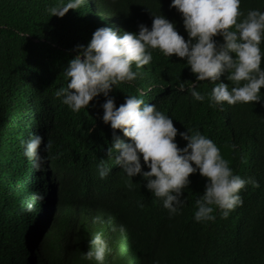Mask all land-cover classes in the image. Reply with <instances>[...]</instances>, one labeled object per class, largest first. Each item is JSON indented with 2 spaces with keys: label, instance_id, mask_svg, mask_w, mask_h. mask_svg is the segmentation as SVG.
<instances>
[{
  "label": "trees",
  "instance_id": "16d2710c",
  "mask_svg": "<svg viewBox=\"0 0 264 264\" xmlns=\"http://www.w3.org/2000/svg\"><path fill=\"white\" fill-rule=\"evenodd\" d=\"M66 2L0 0V208L19 206L29 191L48 195L50 178L59 186L49 224L26 222L10 209L0 212V223L8 221L6 228L14 231L19 227L21 235L33 230L40 236L43 264H96L82 256L97 232L112 249L105 264H264V87L260 101L223 102L221 108L209 105L208 95L217 82L206 79L194 85L205 96L196 101L188 91L194 75L185 61L174 54L165 57L158 49L151 50L149 64L131 66L137 72L133 81L113 86L109 95L116 106L126 95L155 105L172 118L178 133L199 131L217 146L234 174L256 181L239 190L241 203L226 218L213 206L215 219L197 222L195 200L206 178L189 174L179 213L170 216L144 188L146 181L139 174L128 178L106 155L112 130L100 119L103 95L89 102L92 107L74 113L55 92L67 84L64 67L75 55L74 46L86 45L97 28L111 27L118 35L137 32L138 24L150 28L152 15L162 14L187 39L181 16L169 8L170 0H84L63 17H50V7ZM239 8L245 13L264 10V0H240ZM260 48L264 53V40ZM178 80L185 85L183 91L176 88ZM220 80L232 87L224 76ZM29 133L49 144L47 152H41L44 163L38 172L19 154L18 141ZM175 140L178 147L186 143L179 134ZM101 159L109 169L103 179L96 167ZM141 167L148 170L142 159ZM95 217L100 219L93 222Z\"/></svg>",
  "mask_w": 264,
  "mask_h": 264
},
{
  "label": "clouds",
  "instance_id": "9594fccd",
  "mask_svg": "<svg viewBox=\"0 0 264 264\" xmlns=\"http://www.w3.org/2000/svg\"><path fill=\"white\" fill-rule=\"evenodd\" d=\"M84 0H67L47 11L51 16L63 17L69 9L76 10ZM240 0H170L169 8H174L181 16L187 39L176 30L175 23L164 15H152L151 27L143 23L137 25V32L123 31L118 35L111 27H99L91 35L86 45H75L73 55L64 67L66 86L56 90V97L72 112L92 107L93 98L103 95L100 104V119L112 130L111 141L106 155L128 178L139 174L146 183L144 188L162 203L169 215L179 213L182 189L190 183L189 174L198 172L206 178L202 195L195 200L194 220L197 222L215 219L213 206L222 218L241 203L239 190L246 183L256 185V181L245 180L234 174L229 162L222 158L217 146L199 131H180L174 127L170 116L157 110L155 105L144 103L134 95H126L124 102L116 106L109 95L117 83L133 81L137 69L152 60V49H158L165 57L174 54L185 61L194 75L189 93L196 101L205 96L194 85L197 81L214 83L208 95L210 106L228 105L260 101V89L264 87V68L261 60L264 53L260 44L264 40V10L239 8ZM238 18H240L238 20ZM220 37L221 39H215ZM232 83V87L220 80ZM178 91L185 85L178 80ZM143 91V90H142ZM127 139H121L116 130ZM186 143L178 147L175 137ZM19 154L32 171H41L48 142L41 143L40 135L29 133L18 141ZM141 159L148 169L142 171ZM97 175L103 179L109 172L103 159L97 164ZM53 174V173H51ZM57 181L47 182L48 195L29 191L19 206L9 205L0 212L11 210L26 222L42 225L56 207ZM131 187V185H128ZM30 202H34L30 205ZM142 207L143 205H138ZM93 218V222L99 220ZM51 219L47 221V224ZM102 222V221H101ZM111 223V221H109ZM8 221L0 223V264H43L45 253L38 251L41 237L33 230L20 234L7 229ZM121 234L124 225L119 226ZM88 250L82 258L105 264L107 254L112 249L97 232L88 241Z\"/></svg>",
  "mask_w": 264,
  "mask_h": 264
}]
</instances>
